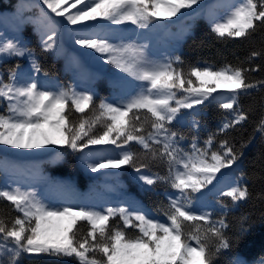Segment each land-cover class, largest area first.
I'll list each match as a JSON object with an SVG mask.
<instances>
[{"label": "snow or ice", "instance_id": "1", "mask_svg": "<svg viewBox=\"0 0 264 264\" xmlns=\"http://www.w3.org/2000/svg\"><path fill=\"white\" fill-rule=\"evenodd\" d=\"M41 4L49 11L36 5L39 13L29 22L40 30L44 51L56 50L57 37L66 21L74 26L71 35L75 45L93 50L128 77L146 82V87L142 85L120 102L102 98L97 105L91 91L72 87L54 91L36 78H30V82L21 78L17 68H12L7 80L0 74V102L6 105L0 112V145L33 149L59 144L74 152H83L90 145H116L117 156L90 159L87 167L97 172L131 166L145 186L164 183L178 195L168 196L161 209L166 220L161 221L131 201L106 208L56 207L46 203L32 187L0 186V199L10 202L19 213L14 219L0 214V264H18L24 253L72 258L77 264H214L233 247L226 218L231 209L222 204L221 215L214 219L210 211L197 213L193 202L198 196L218 191L217 185L227 175L222 170L234 169L251 142H242L237 148L224 139L214 147L217 135L247 119L239 100L264 86V80L249 77L259 66L196 64L185 72L175 66L183 65L179 56L153 60L145 44L122 39L116 42L106 33L89 30L93 25L88 22L98 18L150 29L161 20L194 16L202 6L201 0H41ZM209 21L211 31L220 39H246L264 26V0H238L228 5L224 16L210 12ZM26 54L31 56V50L18 39L0 41V58ZM261 55L264 50L252 51L245 59L251 63ZM32 66L39 73L40 65L35 60ZM115 86L121 87L119 83ZM211 102L229 110L231 119L202 144L194 135L186 148L184 135L173 130L172 124L187 109L192 114L191 127L197 129V106ZM90 107L98 109L94 118H82L78 124L70 119L72 109L84 114ZM102 118H106L104 129L96 134L94 128ZM255 131L264 136V117ZM133 142L142 148L141 153L131 150ZM153 165L164 167L166 174L151 172ZM236 171L237 180L220 193L231 198L233 209L251 196L247 185L241 183L246 173L238 168ZM257 196L264 199V194ZM245 219L242 217V222ZM82 222L88 225L86 234L81 230ZM128 229L136 231L130 235ZM247 231L242 223L235 240Z\"/></svg>", "mask_w": 264, "mask_h": 264}, {"label": "trees", "instance_id": "2", "mask_svg": "<svg viewBox=\"0 0 264 264\" xmlns=\"http://www.w3.org/2000/svg\"><path fill=\"white\" fill-rule=\"evenodd\" d=\"M72 2L75 3V0ZM232 3V0H201L202 6L194 16H184L179 20L175 17L161 20L158 26L150 29L138 28L130 22L112 24L102 19L96 21L89 30L106 33L115 38L116 42L122 39L124 42L145 44L146 51L153 60L164 61L179 56L183 65L175 66L182 67L185 72L196 64H211L216 67L224 64L242 67L258 65L259 70L251 72L249 77L252 80H264V55L255 58L251 63L245 59L252 51L264 50V26H259L246 39H220L211 31L209 13L224 16L228 5ZM38 4L49 11L37 0H0V32L3 38L18 39L32 53L31 56L26 54L23 57L0 58V74L5 80L9 70L17 68L18 73H31L39 79L41 85L54 91L67 87L77 91H91L96 95L97 105L102 98L109 102H120L139 91L142 85L146 87V82L135 81L112 64H97L92 69L79 60L76 65L70 64L66 56L73 47L80 46L66 38L64 31L70 30L66 21L57 37L56 50L44 51L40 30L29 22L37 17ZM33 60L40 65L39 73L33 70ZM117 83L121 87H116ZM239 104L246 112L247 119L227 133L217 135L214 147L224 139L230 144H235L237 148L242 142H251L243 149V157L234 169L222 170L227 175L217 185L218 191L198 196L193 202L197 213L210 211L214 219L221 215L222 204L231 209L226 218L229 224L228 234L234 238L233 247L218 257L214 264H233L237 260L242 264H264V199L257 196L258 193L264 194V136L255 131L260 119L264 117V86L259 90H251L250 95H242ZM5 107L6 105L0 102V112H4ZM182 111L184 115L172 124V128L184 135L183 144L186 148L194 135L198 136L202 144L225 120L231 119L229 110L221 109L215 102L207 103L197 106L196 111L199 114L196 119L199 126L193 129L191 110ZM143 114L142 112L141 115ZM95 115H98V109L95 107H90L84 114L76 112L75 109L69 112L70 118L92 119ZM105 122L106 118H102L97 123L94 128L96 134L102 133L100 128L104 127ZM130 147L138 154L143 151L134 142ZM118 153L119 149L112 144L90 145L83 152H74L67 148H46L42 149L39 156L34 157H19L6 149L0 151V186L32 187L46 203L56 207L79 205L106 208L131 201L149 216L161 221L166 220L161 209L167 204L169 195H178L176 190L164 183L145 186L131 166L97 172H92L87 167L88 159L115 157ZM139 162L140 159L137 160V163ZM236 168L246 173L241 183L247 185L251 196L233 209L231 198L221 196L220 193L231 187L239 177ZM150 171L166 174V169L158 165H153ZM0 214L6 219H14L19 215L11 203L3 199H0ZM242 217H246L243 222ZM112 223L116 221L113 220ZM242 223L248 231L239 240H235ZM87 226L86 222L81 223L82 232ZM127 231L131 235L136 230ZM193 245L195 246L194 242ZM18 264L77 262L67 257L24 253L18 258Z\"/></svg>", "mask_w": 264, "mask_h": 264}, {"label": "rangeland", "instance_id": "3", "mask_svg": "<svg viewBox=\"0 0 264 264\" xmlns=\"http://www.w3.org/2000/svg\"><path fill=\"white\" fill-rule=\"evenodd\" d=\"M39 3H41V0H37ZM233 3H237L238 0H232ZM74 3V2H73ZM232 3V4H233ZM78 7V6H77ZM69 11L71 12L72 9H69ZM55 15V14H52ZM60 20H63L62 17L58 18ZM98 20H102L99 19ZM97 20V21H98ZM96 21H90L88 22L90 25H93ZM65 24V23H64ZM63 24V26H65ZM62 26V27H63ZM74 30V26L70 25V30H65L64 34L66 36V38L68 40H70L71 42L74 43V37L71 35V33ZM0 41L6 40L7 38H3L2 33L0 32ZM66 60H68L70 62V64L72 65H76L77 61H81L85 66H87L88 68L92 69L94 68L97 64H102L105 63L103 59L99 58V54L95 53L93 50L91 49H83L81 47H73L71 49V51L68 53V55L66 56ZM106 65H110L108 63H105ZM18 75L26 80H29L30 82V78H36L38 79L36 76H34L31 73H27V72H23V73H18ZM39 81V79H38ZM47 88V87H46ZM59 89H56L55 91H58ZM82 91H86L85 89H83ZM84 118V117H78V118H70V119H76V121H73L75 123H79V121ZM103 128H100L103 131ZM58 149V148H68L66 145H59V144H42L41 147L38 148H33V149H17V148H13L11 146H6V145H0V151H5L6 149H9L11 151V153L19 156V157H34V156H39V154L42 152V149ZM72 150V149H70ZM90 160V159H88ZM117 170V169H115ZM88 230V226L85 228V230L83 231L85 234ZM194 246V245H193ZM35 255V254H33Z\"/></svg>", "mask_w": 264, "mask_h": 264}]
</instances>
